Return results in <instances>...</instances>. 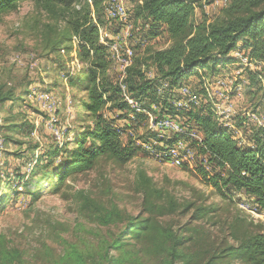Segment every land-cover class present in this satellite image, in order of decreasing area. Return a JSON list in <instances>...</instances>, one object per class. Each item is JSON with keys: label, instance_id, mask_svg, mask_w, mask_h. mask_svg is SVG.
I'll return each instance as SVG.
<instances>
[{"label": "rangeland", "instance_id": "374dc122", "mask_svg": "<svg viewBox=\"0 0 264 264\" xmlns=\"http://www.w3.org/2000/svg\"><path fill=\"white\" fill-rule=\"evenodd\" d=\"M107 1L99 26L123 59L127 49L136 57L147 46L169 45L162 33L147 41L139 25H124L110 17ZM228 1L197 0L196 21L213 19ZM67 32L64 20L50 19L31 0L0 10V89L12 93L10 100L0 102V245L21 251L14 264H107L110 256L116 258L115 264H122L124 249L143 245L152 256L141 259L160 264L156 251L161 233L145 241L142 233L127 231L121 236L124 243H118L131 218L168 226L184 238L186 252L208 249L202 238L209 237L212 248L218 250L238 242L233 234L263 232L264 211L254 198L234 190L221 195L198 172L202 166L209 175L223 174L225 168L197 152L200 133L188 128L184 110L191 105L210 109L239 146L252 147L253 135H264V62L252 59L239 41L228 55L230 61L219 63L213 72L198 69L173 89L155 82L156 87L144 93L140 109V101L124 81L123 60L107 48L104 76L119 91L106 93L101 113L120 131L123 143L134 142L141 149L124 163L100 156L90 169L66 174L56 188L62 168H52L67 158L65 151L75 147L78 136L93 124L81 107L87 96L85 83L73 87L68 82L87 63L77 54L76 38L66 39ZM56 37L66 40L51 52ZM145 74L152 80L155 70ZM122 102L124 108H120ZM139 110L142 115L137 116ZM163 148L167 156L160 154ZM138 170L161 198L138 187ZM36 178H41L40 187L32 184ZM157 203L163 209L150 206ZM196 228L201 232L199 241ZM224 263L244 264L231 257L215 261Z\"/></svg>", "mask_w": 264, "mask_h": 264}, {"label": "trees", "instance_id": "16d2710c", "mask_svg": "<svg viewBox=\"0 0 264 264\" xmlns=\"http://www.w3.org/2000/svg\"><path fill=\"white\" fill-rule=\"evenodd\" d=\"M20 1L22 0H0V10L15 8ZM31 1L50 19L64 20L68 28L65 38H76L77 54L87 63L86 69L79 70L75 73L77 75H74V80L68 78V82L73 87L85 83L83 90L87 92V96L81 107L86 115L92 118L93 124L78 136L75 147L65 151L67 158L52 168L57 171L62 168V174L55 183L57 188L66 174L90 169L100 156L105 155L114 162L124 163L136 155L141 146L134 142L123 143L120 131L101 113L107 101L104 98L106 93L119 91L117 85L104 76L109 60L106 57V46L99 41L96 26L103 21L101 17L106 0ZM196 3L197 0H136L131 7L128 6L133 25H139L147 41L162 33L170 42L162 48L147 46L140 55L133 57L132 63L126 68L124 81L130 94L140 101V109L144 93L153 90L157 85L155 82H165L168 89H173L183 80L197 74L198 69L213 72L219 63L230 61L228 55L239 41L243 42V47L248 49L252 59L264 62V0H229L219 15L211 20L199 21H196L194 16ZM65 38L60 40L56 37L51 52H54L56 46L65 41ZM150 68L155 70L152 80L145 77ZM79 75L83 76V79ZM11 95L10 91L0 89V102L10 100ZM163 100L167 103L165 98ZM124 107L125 103L122 102L120 108ZM140 111L142 110L136 112L137 116L142 115ZM184 111L187 124H190L187 125L188 128L200 133L199 144L195 145L197 152L208 156L219 168H225L223 174L217 172L209 175L202 166L199 167L198 172L205 182L221 195L228 193L224 192L228 190L244 192L254 198V202L264 211V135L254 134L252 147L239 146L227 129L217 123L210 109L204 110L191 105ZM136 176L139 188L146 194L161 198L150 186L149 178L142 170H138ZM32 184L34 187H40L41 178H36ZM33 192L28 190V194L32 195ZM150 206L163 209L161 203ZM192 216L195 217L194 214ZM160 227L161 232H158ZM132 230L138 231L134 232L135 235L142 233L145 241H148L151 235L161 233V244L156 251L161 257L160 264H215L218 259L230 257L241 260L244 264H264V231L248 232L242 237L233 234L238 242L228 243L218 250L212 248L209 237L202 238L208 249L195 248L192 252H186L182 236L170 230L168 226H160L158 221L149 225L145 219L131 218L122 230L118 243L123 244L124 238L121 236L129 234L127 231ZM199 233L200 230L196 228L195 237L198 241ZM197 244L199 243L195 245ZM0 249L2 264H14L21 254L19 249H7L4 244L0 245ZM209 251L214 253L200 263ZM148 255L152 256V253L144 245L135 249H124L122 264H135L137 260L138 264H146L141 257ZM76 256L81 255L76 252ZM115 263L116 258L110 256L107 264Z\"/></svg>", "mask_w": 264, "mask_h": 264}, {"label": "built area", "instance_id": "2783aa9c", "mask_svg": "<svg viewBox=\"0 0 264 264\" xmlns=\"http://www.w3.org/2000/svg\"><path fill=\"white\" fill-rule=\"evenodd\" d=\"M88 2H90V0H88ZM107 7H108V14L110 15V17L112 18H118L119 20H121V22H123L124 25H128V26H132L133 25V21L131 18V12L129 10L128 7H126V5L123 3V0H108L107 1ZM100 24L97 23V29H98V36H99V41L106 46V48H109L108 51H111V49L113 50V52L116 53V58L118 60L122 59L123 64H122V68L123 71L126 70V68L132 63V57H133V53L131 52L130 49H127L126 54H125V59H123L122 54L119 53L118 49L113 46V44H110L111 38L107 36V33H104V29L99 26ZM138 30H140L139 28H137ZM106 37V39H109L108 41H104L103 38ZM121 90L125 91V86L124 84L120 85ZM127 102L132 104V100L129 101V98H126ZM165 122V121H164ZM163 122V125H166ZM165 152L162 153V152ZM160 154L167 156L166 152L167 149L163 148ZM169 155V154H168ZM160 156V155H159Z\"/></svg>", "mask_w": 264, "mask_h": 264}, {"label": "crops", "instance_id": "0c3cea01", "mask_svg": "<svg viewBox=\"0 0 264 264\" xmlns=\"http://www.w3.org/2000/svg\"><path fill=\"white\" fill-rule=\"evenodd\" d=\"M126 5L129 6V7H131V6L133 5V3H130V4L128 3V4H126ZM129 7H128V8H129ZM189 78H190V77H189ZM189 78H188V79H189Z\"/></svg>", "mask_w": 264, "mask_h": 264}]
</instances>
